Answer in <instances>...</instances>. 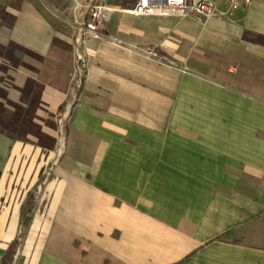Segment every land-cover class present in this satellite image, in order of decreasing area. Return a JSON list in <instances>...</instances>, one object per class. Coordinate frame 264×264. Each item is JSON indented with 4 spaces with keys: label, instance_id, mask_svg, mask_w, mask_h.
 I'll list each match as a JSON object with an SVG mask.
<instances>
[{
    "label": "crops",
    "instance_id": "0c3cea01",
    "mask_svg": "<svg viewBox=\"0 0 264 264\" xmlns=\"http://www.w3.org/2000/svg\"><path fill=\"white\" fill-rule=\"evenodd\" d=\"M213 1L207 18L111 10L78 44V89L91 0L2 7L0 101L69 110L24 225L43 162L30 163L56 152L0 133V256L19 233L10 264H264V0ZM158 40L173 63L130 47Z\"/></svg>",
    "mask_w": 264,
    "mask_h": 264
},
{
    "label": "built area",
    "instance_id": "2783aa9c",
    "mask_svg": "<svg viewBox=\"0 0 264 264\" xmlns=\"http://www.w3.org/2000/svg\"><path fill=\"white\" fill-rule=\"evenodd\" d=\"M225 10H234L239 5H245L251 0H222ZM111 10H121L131 14L142 15H173L182 17L194 14L196 17L207 18L213 14L215 4L213 0H91L86 7L85 17L79 22L74 35L72 47V68L70 84L78 88L84 71V57L78 49L81 38L88 34H97L103 28V19ZM136 53L166 63L173 60L164 53L165 44L162 40L145 44H130Z\"/></svg>",
    "mask_w": 264,
    "mask_h": 264
},
{
    "label": "trees",
    "instance_id": "16d2710c",
    "mask_svg": "<svg viewBox=\"0 0 264 264\" xmlns=\"http://www.w3.org/2000/svg\"><path fill=\"white\" fill-rule=\"evenodd\" d=\"M12 20V16L2 10L0 7V23H7L9 24ZM242 37L245 39H259L262 38V35L252 33L250 31H243ZM13 47H18L12 43L7 44L4 46V49H11ZM32 80H27L24 83L22 89L25 92V88L31 89L33 86ZM6 105L0 101V133L10 137V138H18V139H25V133L35 134L36 136V144L49 148L50 145L45 144L43 142L42 136L44 133L38 128L34 132H28L25 126H29L32 123L31 117L28 115V110L31 108L30 106L25 108L20 102H6ZM34 199V191H27L24 197V200L19 205V222L21 225L26 224L29 219V211L33 204ZM19 242V233L15 234V236L7 243L6 247L3 250L2 255L0 256V264H8L10 261L12 254L15 252V249Z\"/></svg>",
    "mask_w": 264,
    "mask_h": 264
},
{
    "label": "rangeland",
    "instance_id": "374dc122",
    "mask_svg": "<svg viewBox=\"0 0 264 264\" xmlns=\"http://www.w3.org/2000/svg\"><path fill=\"white\" fill-rule=\"evenodd\" d=\"M18 0H0V7L2 8L5 5H15L17 3ZM178 17V16H175ZM114 22H117V19H113ZM136 20V19H134ZM137 22H140L139 20H137ZM61 31L63 32H69V30H65L62 29ZM74 30H71V32L73 33ZM72 68V67H71ZM71 72V70H70ZM70 77V74H69ZM68 78V77H67ZM79 88V87H78ZM76 88V89H78ZM75 89V88H74ZM68 106L66 107H61L59 109H57L54 113H49L47 110H42V108L38 109H32L30 108L28 110V115L29 117H31L32 119V123L31 125H27L25 126V128L28 130V132H34L36 130V128H38L37 126H39L40 128L43 129V133L44 136H42L43 142H45V144L50 145L52 148H54V151L56 152L54 154L53 157H42L41 155L39 157L36 158L35 161H32L30 163V166L32 165L33 168L36 167L38 165L39 162H43L40 169H39V173L37 174V177L39 180H37V184L35 185V187H33L32 189H29L30 191L33 190L34 191V195L37 196L40 191H39V184H42L43 180L45 179V177L49 178V176L51 175V171H50V167L51 165H53V163L55 162V160H57L58 156H59V151L62 148V144L61 146L58 145V141L59 138L61 137L62 142H63V137H64V133H65V126H66V122H67V118H68ZM35 136V134H32ZM37 139V138H36ZM36 143V140H35ZM41 152H43V150L41 149ZM21 160H23L24 166H25V156L20 158ZM39 182V183H38ZM30 188V187H29ZM29 221V219H28ZM28 221L26 222V224L28 223ZM19 243V242H18ZM14 254V253H13ZM12 254V257H13ZM12 257L10 259V261L8 262V264L11 263Z\"/></svg>",
    "mask_w": 264,
    "mask_h": 264
},
{
    "label": "bare ground",
    "instance_id": "6f19581e",
    "mask_svg": "<svg viewBox=\"0 0 264 264\" xmlns=\"http://www.w3.org/2000/svg\"><path fill=\"white\" fill-rule=\"evenodd\" d=\"M61 144H62V139H61V137H60V138H59V141H58V145L61 146Z\"/></svg>",
    "mask_w": 264,
    "mask_h": 264
}]
</instances>
